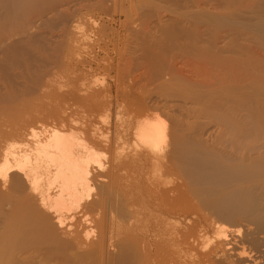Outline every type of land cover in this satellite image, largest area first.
Segmentation results:
<instances>
[{"label":"bare ground","instance_id":"1","mask_svg":"<svg viewBox=\"0 0 264 264\" xmlns=\"http://www.w3.org/2000/svg\"><path fill=\"white\" fill-rule=\"evenodd\" d=\"M4 2L0 264H264V0Z\"/></svg>","mask_w":264,"mask_h":264},{"label":"rangeland","instance_id":"2","mask_svg":"<svg viewBox=\"0 0 264 264\" xmlns=\"http://www.w3.org/2000/svg\"><path fill=\"white\" fill-rule=\"evenodd\" d=\"M4 1H5V0H1V1H0V15H1V14L3 15V13H4V15L6 14V13H5V9H4V4H5ZM116 13H117V12H116ZM2 15H1V16H2ZM113 15H114V16H113V20H115V22L113 21L112 23H111V22L106 23V22H105L106 20H105V21L102 20L103 22H101L100 18L98 19V17H97L96 15H93V16H92V17H93L92 21L94 20V22L97 23L99 29H100V27H102L103 29H105V28L107 27L106 29H108V26L110 25L109 28H112V29L114 28V29L116 30V28H117V29L119 28L118 26H120V27L122 26V25H121L122 23H120V21L123 22V20H124L123 18H124V17H123V15H122V13H121V14H118V15H115V13H113ZM120 15H121V16H120ZM1 16H0V20H1ZM119 16H120V17H119ZM2 17H3V16H2ZM95 17H96V18H95ZM103 18H104V16H103ZM96 20H97L98 22H97ZM84 22H86V21H84ZM104 22H105V23H104ZM109 23H110V24H109ZM119 23H120V24H119ZM103 24H105L106 26H104ZM85 25L88 26L86 23H85ZM101 25H103L104 27L101 26ZM90 27H91V26H90ZM102 28H101V29H102ZM96 29H97V28H96ZM102 32H103V31H102ZM103 33H105V32H103ZM120 33H121V30H120ZM44 99H46V98H44ZM47 100H48V99H47ZM47 100H46V101H47ZM46 101H44V102H45V103H49V100H48L47 102H46ZM45 103H44V104H45ZM45 105H46V104H45ZM47 105H48V104H47ZM210 233H211V232H210ZM211 234H212V233H211ZM209 235H210V234H208V237H210Z\"/></svg>","mask_w":264,"mask_h":264}]
</instances>
